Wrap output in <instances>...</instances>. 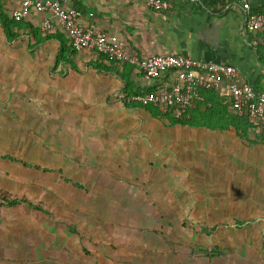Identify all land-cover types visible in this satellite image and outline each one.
Wrapping results in <instances>:
<instances>
[{
	"label": "crops",
	"instance_id": "obj_1",
	"mask_svg": "<svg viewBox=\"0 0 264 264\" xmlns=\"http://www.w3.org/2000/svg\"><path fill=\"white\" fill-rule=\"evenodd\" d=\"M163 1L168 8L161 10L150 7L147 0H70L69 4L79 10L82 25L116 36L130 57L142 60L154 54H179L229 64L255 91H264V34L250 27L242 8L248 2L253 11L264 14V0ZM18 6V0H0V127H22V132L8 134L18 135L23 146L32 140L42 143L43 135L56 143L69 142L67 149L76 160L67 163L68 173L104 175L98 179L103 185L108 184L105 174L114 173L109 186L99 188L100 204L110 203L106 191L115 190L114 198L121 199V206L116 203L109 211L104 209L102 219L92 217L97 224L87 228L82 243L89 247L87 252L74 250L79 247L72 240L77 231L70 224L74 233L59 236L51 232L45 245L37 236L27 242L35 259H40L43 249L51 254L50 261H10L11 244L0 236V264H181L148 262V249L140 248L153 246L147 242L148 235L139 231V223L157 216L169 221L172 204L168 199L176 197L171 191H184L178 206H185L183 217L193 215L191 222H198L203 213L196 208L201 199L217 205L220 193L228 199L243 189L246 196L255 195L247 174L252 171L250 161L243 158L239 171L232 173L236 175L225 180L213 169L214 155L220 157L222 149H229L219 145L220 138L236 140V147H241L258 137L264 159L262 128L251 120L255 126H248L235 115L226 83L199 89L184 122H172L170 111L169 116L158 118L127 97L170 87L176 80L175 71L148 80L136 64L112 61L90 49L72 52L60 19L31 12L14 21L12 11ZM47 17L53 27L43 30ZM51 110L67 113L53 115L48 122ZM60 120H66L67 126ZM77 121L80 124L72 126ZM28 127L35 130L30 134ZM9 140L0 135V141ZM79 141L89 146L75 153L74 143L79 145ZM246 152L244 157L251 159L250 149ZM7 156L11 158V152ZM86 158L92 166L89 171L85 170ZM208 174L210 180L197 181V176L207 179ZM86 200L94 206L91 195ZM153 204L158 208L149 207ZM93 241L97 248H92Z\"/></svg>",
	"mask_w": 264,
	"mask_h": 264
},
{
	"label": "rangeland",
	"instance_id": "obj_2",
	"mask_svg": "<svg viewBox=\"0 0 264 264\" xmlns=\"http://www.w3.org/2000/svg\"><path fill=\"white\" fill-rule=\"evenodd\" d=\"M49 112L46 117L48 122L51 121L53 115L60 114L61 116L67 113L56 110ZM60 123L63 127L68 124L66 120H60ZM79 124L77 121L72 126ZM28 130L31 134L30 130L33 132L35 129L28 127ZM22 131V127L18 126L0 127V135L11 139L7 142L0 141V197L5 199L19 197L27 200V202L10 206L0 199V236L2 241L11 244L12 251L7 254L9 260L50 261L51 254L45 253L43 249L41 251L43 253L39 255L40 259H35L36 254L29 250L31 243L27 242L33 241L37 236V241L39 240L45 245L50 241L51 232L57 233L59 236H66L68 232L74 231L70 229V224L77 231L72 240L74 241L73 245H79V247L74 250L82 249V253L89 251V247L82 243L85 242L84 234L86 235L87 228L97 224L93 222L92 217L98 219L99 215L102 219L105 211L114 208V204L117 203V207L121 206L119 205L121 199L114 198L117 195L115 190L106 191L110 203L102 202L105 206L100 204L99 188L104 190L102 187L109 186L111 179L116 175L112 172L105 174L108 184L103 185L98 179L104 175H92L89 172L85 175L70 174L67 171V163L76 160V158H74L73 152L67 149L69 142L59 141L56 143L49 140V135H43L42 143L36 142L35 144L32 140V143L27 142L28 145L26 143L23 146V143L17 139L18 135H14ZM8 132L14 134H8ZM66 137L64 135V138ZM220 139L222 141H219V145L224 148L229 146V149H222L223 153H219L220 157L214 155L216 163L213 169H217L219 178L226 180L236 175L235 173L239 171L238 168L242 164V159L246 158V162L250 161L252 168V171L247 174L249 183L254 185L251 192H254L255 195L246 196L245 189H243L236 198L228 199L224 193H220L217 205L211 203L210 199L208 202L201 199L196 208L198 212L202 210L203 213L198 222H191L193 215L183 217L185 206H178V201L184 191H171V194L176 196L171 200L168 199V202L172 204L171 219L163 221L160 216H157L156 220L153 219L151 222L139 223V231L148 235L147 242L153 246L145 249L140 248L141 250L148 249V262L264 264V159L262 146L257 144L258 141L254 137L250 138L251 145L241 147H236V140L232 141L228 137ZM79 142V145L76 144L78 142L74 143L75 153H79V147L89 146L86 142ZM198 144L204 146L206 143ZM195 145L197 144L195 143ZM255 148L256 150H254ZM248 149L251 151V159H247V156L244 157ZM9 152H11V158L7 156ZM84 156L85 154L82 153L81 160ZM90 159L86 158L88 169L85 170L88 171L92 167L89 168ZM178 161L182 162V159L179 158ZM94 171L97 172V168ZM208 172L210 173V171ZM233 172L235 173L232 174ZM93 177L96 181H89ZM118 177L121 178V176ZM196 178L199 179L197 181L205 182L211 177L208 174L207 179L202 175ZM84 181L88 182L84 183ZM79 183L87 190H83L84 188H81ZM147 192L154 193L150 190ZM87 195H91V202L94 206H88ZM107 197H104V201ZM186 197L188 198V196ZM149 198H151L150 195ZM57 199L60 200L58 204L55 203ZM143 199L147 200L148 197L144 196ZM149 207L153 210L158 208L156 205ZM54 219L57 220L54 221ZM128 224L131 228L132 224L130 222ZM110 229L107 228V231ZM95 243V246L90 247L97 248V242ZM92 253L91 250L88 256Z\"/></svg>",
	"mask_w": 264,
	"mask_h": 264
},
{
	"label": "built area",
	"instance_id": "obj_3",
	"mask_svg": "<svg viewBox=\"0 0 264 264\" xmlns=\"http://www.w3.org/2000/svg\"><path fill=\"white\" fill-rule=\"evenodd\" d=\"M19 6L12 11L18 21L31 12L48 14L60 19L74 50L90 49L106 55L116 62L136 64L145 79L157 78L162 72L175 71L176 80L170 87L136 94L131 101L160 106L170 111L175 118H186L199 89L218 88L226 83L230 92L231 106L239 115H246L252 122L264 126V91H255L240 76L232 65L213 60H198L179 54H154L142 60L125 53L119 39L104 31H94L78 20L80 12L69 4L70 0H18ZM154 9L168 8L163 0H147ZM248 24L264 34V14L251 9L248 2L242 4ZM53 27L50 18H45L42 29Z\"/></svg>",
	"mask_w": 264,
	"mask_h": 264
},
{
	"label": "trees",
	"instance_id": "obj_4",
	"mask_svg": "<svg viewBox=\"0 0 264 264\" xmlns=\"http://www.w3.org/2000/svg\"><path fill=\"white\" fill-rule=\"evenodd\" d=\"M13 18V17H12ZM13 20L14 21H16L14 18H13ZM69 43H70V45H71V42H70V40H69ZM71 47H72V45H71ZM75 50L74 49H72V52H74ZM107 57V56H106ZM108 58V57H107ZM108 59H110V58H108ZM111 60V59H110ZM112 61H114V60H112ZM132 95H128V97L127 98H130ZM140 105L142 106V107H145V108H147L154 116H156V117H158V118H161V117H163V115H166V116H169L168 114L170 113L168 110H166V112L165 111H163V108L162 107H160V106H154V105H152V104H150V103H147V104H142V103H140ZM170 115H172L171 117H170V119H173V120H171L172 122H176V123H179V122H184V120L185 119H182V118H175V116L171 113ZM236 116H238V117H241V119L246 123V121H247V125L248 126H253L254 124L253 123H251V121H250V119L246 116V115H239V114H235ZM255 126V125H254ZM260 126V128H262V130H263V135H262V141L264 142V126H261V125H259ZM0 199H2L6 204H8V205H10V206H15V205H17L18 203H20V202H27V200H25V199H22V198H19V197H15V198H12V199H5V198H3V197H0ZM28 204H30V203H28ZM31 205V204H30Z\"/></svg>",
	"mask_w": 264,
	"mask_h": 264
}]
</instances>
